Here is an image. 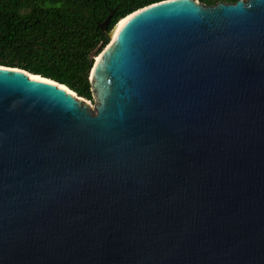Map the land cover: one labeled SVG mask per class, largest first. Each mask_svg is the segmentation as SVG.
<instances>
[{
	"label": "water",
	"instance_id": "95a60500",
	"mask_svg": "<svg viewBox=\"0 0 264 264\" xmlns=\"http://www.w3.org/2000/svg\"><path fill=\"white\" fill-rule=\"evenodd\" d=\"M110 18L94 108L0 65V264H264V0Z\"/></svg>",
	"mask_w": 264,
	"mask_h": 264
},
{
	"label": "trees",
	"instance_id": "16d2710c",
	"mask_svg": "<svg viewBox=\"0 0 264 264\" xmlns=\"http://www.w3.org/2000/svg\"><path fill=\"white\" fill-rule=\"evenodd\" d=\"M163 0H0V65L19 67L67 85L94 100L92 55L107 31L139 8ZM208 5L220 1L199 0Z\"/></svg>",
	"mask_w": 264,
	"mask_h": 264
},
{
	"label": "bare ground",
	"instance_id": "6f19581e",
	"mask_svg": "<svg viewBox=\"0 0 264 264\" xmlns=\"http://www.w3.org/2000/svg\"><path fill=\"white\" fill-rule=\"evenodd\" d=\"M125 19H122L120 22H118V25L114 28L113 32L110 33L111 38L114 39L116 33L118 32L121 25L124 23Z\"/></svg>",
	"mask_w": 264,
	"mask_h": 264
},
{
	"label": "rangeland",
	"instance_id": "374dc122",
	"mask_svg": "<svg viewBox=\"0 0 264 264\" xmlns=\"http://www.w3.org/2000/svg\"><path fill=\"white\" fill-rule=\"evenodd\" d=\"M88 101L91 103L92 108H94V100L88 99Z\"/></svg>",
	"mask_w": 264,
	"mask_h": 264
},
{
	"label": "snow or ice",
	"instance_id": "6c2138e0",
	"mask_svg": "<svg viewBox=\"0 0 264 264\" xmlns=\"http://www.w3.org/2000/svg\"><path fill=\"white\" fill-rule=\"evenodd\" d=\"M33 79H39L38 77H33Z\"/></svg>",
	"mask_w": 264,
	"mask_h": 264
}]
</instances>
